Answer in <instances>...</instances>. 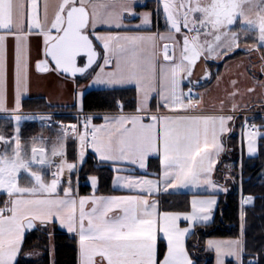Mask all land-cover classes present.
Here are the masks:
<instances>
[{
  "label": "snow or ice",
  "instance_id": "obj_1",
  "mask_svg": "<svg viewBox=\"0 0 264 264\" xmlns=\"http://www.w3.org/2000/svg\"><path fill=\"white\" fill-rule=\"evenodd\" d=\"M156 2L152 12H140L139 0H60L50 16L47 0H0V113L5 116L0 124V264H20L25 234L37 222L58 223L74 234L79 264H195L186 238L195 234V228L208 226L216 194L228 191L213 177L227 150L225 138L233 131L234 116L223 109L203 110V95L194 92L200 82L192 81L193 69L202 58L206 62L234 52L242 37L255 39L249 51L264 50V0ZM161 15L163 32L154 30V18L158 22ZM137 19L139 23H131ZM33 35L42 39L37 71L90 78L92 86L110 90L133 86L134 109L124 111L118 101L115 114L94 124V114L83 111L84 92L77 85L73 103L79 106L77 123L54 122L59 131L50 150L36 146V137L30 138L29 147L21 136L22 122H53L52 115L23 112L22 98L33 66ZM10 41L12 108L8 107ZM234 111L235 105L230 112ZM9 123L12 132L6 133ZM258 138L264 139V131L247 125L249 156L258 151ZM69 139L78 142L72 162L67 158ZM89 148L99 161L110 164L113 186L124 194H98L96 176L89 178L92 194H79L74 177ZM153 156L159 159L156 178L137 174V168L148 169ZM170 189L192 191L190 210L163 207L161 197ZM253 199L241 188L239 238L206 241L217 264H224V257L234 258L235 264H260V255L246 253L243 239L244 206Z\"/></svg>",
  "mask_w": 264,
  "mask_h": 264
},
{
  "label": "trees",
  "instance_id": "obj_2",
  "mask_svg": "<svg viewBox=\"0 0 264 264\" xmlns=\"http://www.w3.org/2000/svg\"><path fill=\"white\" fill-rule=\"evenodd\" d=\"M243 53H245L243 49H237L225 55L223 61L235 59ZM262 53H264V50L260 52V59ZM261 61L264 62L262 59ZM222 63L213 64V68L219 67L217 73L221 71ZM215 76L216 74H211L212 78L208 85L214 80ZM136 100L137 92L133 88L90 90L84 94L83 111L116 113L118 101L123 103L124 111H132ZM43 103L44 100L42 99L25 100L23 112L79 111L78 107H44L42 106ZM246 110H264V103L252 105ZM255 122L261 130H264V116L256 118ZM240 125L241 118L236 117L233 131L226 138L227 150L221 156L216 170L217 182L230 186V190L220 196L214 221L208 224L207 227H197L195 234L190 235L187 240V248L195 264H214V255L206 246L208 239L230 240L240 237L239 201L241 188L243 195H251L254 198L251 204L244 206L246 217L243 239L246 242V253L260 255V264H264V139L260 144L257 157L248 158L243 156L242 158L241 142L238 134ZM12 127L11 124L9 133L12 132ZM76 154V142L70 139L67 144L68 160L73 161ZM223 165L230 166V169L223 167ZM151 166L159 169V163L156 160L151 162ZM78 176L81 182L79 187L81 194L86 195L93 192L88 183L91 176H96L99 179L98 193H110L112 191L114 171L108 164L99 162L91 153L79 170ZM225 177L228 178L225 179ZM0 199H3V195H0ZM190 199L191 195L184 193H168L161 197L163 207L172 211L189 210ZM50 233H53V235H49ZM50 244H53L56 248L57 264H77V240L57 228H54L52 232L48 226L27 235L20 264H50ZM36 252L42 254L40 258L32 257V254H36ZM28 254L31 255V259L27 258ZM245 259L247 260L249 257L246 255Z\"/></svg>",
  "mask_w": 264,
  "mask_h": 264
},
{
  "label": "crops",
  "instance_id": "obj_3",
  "mask_svg": "<svg viewBox=\"0 0 264 264\" xmlns=\"http://www.w3.org/2000/svg\"><path fill=\"white\" fill-rule=\"evenodd\" d=\"M40 2L43 3L44 0H40ZM59 2H60V0H47V3L50 5V7H49V15L50 16L54 14L55 9H56V5ZM139 3L141 5H143V6L137 8V11H140V12H143V11L152 12L157 6L156 0H139ZM131 23L132 24L139 23V20L138 19L132 20ZM154 24L157 26L156 28H154V30H157V28H158V30L160 32H163L165 30L163 15L160 16L158 22L154 18ZM161 43L163 44L164 42H161ZM243 50L245 53H243L241 56L237 57L236 60L234 59L233 61H235V62H232V63H237V64L233 65V68H231L233 75L231 76L230 79L234 80V81H238V79H242L248 85V89H254V91H250L248 93V96L241 103L235 104V111L234 112H230L234 103L232 105H230L229 109H223V112L225 114H231L234 116V120L231 122L232 127L234 126L235 121H236V117H235L236 113H239V112L243 111V109L248 108L252 105L264 103V71H262V67H264V62H262L260 59V52L249 51L248 48L247 49L244 48ZM178 51L179 50L177 49V53H178ZM8 56H9V66H10V74H9V81H8V107L12 108L14 106V79H13V76L11 73V68H12V65L14 63V45L11 41L9 42ZM30 57H31V61H32L33 66H32L31 73H30V83H29L28 91L22 98V105L24 104L25 100L42 99V100H44V103L42 105L44 107H46V106L55 107V108L73 107L74 94H75V91L77 89V85H79V87L81 89L83 87V83L86 80H89L90 78L73 79V78H69L67 76H64L60 73H53V72L40 73L39 71H37L35 69V62L39 58H42V39L38 36H35V35H33L30 38ZM249 57H250V59H249ZM254 60L258 63L257 66L253 65V64H257L256 62H254ZM231 61H232V59H231ZM212 63H216V62L212 61V60H207L205 62L203 58L200 61H198V63L196 64V66L193 69V75H192L191 79L194 82H196V81L200 82V85L198 87L194 88V92H199L203 95V104H202L203 110L205 112H208V113H217L221 109H217L213 105H208L207 101L204 99V92H203V90L206 87L213 84L214 81L216 80V77H215L214 80L211 81V83L208 85V82H210V80H211V74H210L212 72L211 70L214 71V69H215V67L213 68ZM108 69H110V68H108ZM125 88L135 89L133 86H128ZM125 88H118V89H125ZM92 90H102V89H92ZM83 92H84V90H83ZM26 114H28V113H26ZM106 114H115V113H105V115ZM100 118H102V116L101 117H95L93 120V123L96 124V122H99ZM4 123H5V116L3 113H0V124H4ZM10 125H11V123H9L7 125V127L4 129V131L6 133H9L8 131H9ZM32 127H33L32 130L36 129V130L41 131L44 134L46 140H48V143H47V145L49 144L48 150H50L51 143L53 141H55L58 133L55 131L45 130L43 127V123L41 125H38V126L33 125ZM25 129H26L25 125L21 126V133L23 135V137H22L23 142H25L24 141L25 140L24 136L26 134ZM23 130H24V133H23ZM261 131H264V130H261ZM69 140L67 141V144H68ZM240 142H241V157L242 158H243V156H246L248 158H255L259 155L260 144L262 142L261 138H258V140H257L258 151L252 156H249L247 154L246 132H244L241 135ZM26 144L28 145V143H26ZM76 152H78V142H76ZM90 153L92 155H94L96 157V159L99 161L98 155L96 153H94V151L92 149H90L88 151L87 155H85V156L88 157V155ZM153 160H156L159 163L158 157H155V156L150 157L149 161H148V165H149L148 169L147 170H140L137 168V174L147 175L148 178H156L155 173H157L159 171V169H157V167L153 168L151 166V162ZM99 162H101V161H99ZM102 163L110 165L107 162H102ZM218 165H219V163L216 166V170H217ZM78 172H79V169L77 170L76 175L78 174ZM66 174H68V173L65 172L64 175H66ZM122 174H126V173H122ZM114 178H115V176H114ZM213 178L216 180V172H215ZM79 184L81 185V182H79ZM218 184H220L221 186H226L228 188V191L230 190V186H228L226 184H221V183H218ZM80 185H79V187H80ZM198 191L200 192L201 195H209L210 194V193L203 192V190H198ZM227 192H219L216 194L217 204L214 206V209H213V218L210 222H208V224L212 223L215 219L220 196L227 193ZM168 193H184V194H190L192 197V191L190 189H176V190L170 189ZM168 193H165V194H168ZM79 194L85 195V194H81L80 191H79ZM90 194H92V192ZM90 194H86V195H90ZM98 194H101V195H111V194L119 195V194H124V192L122 189L114 187L113 183H112V191L110 193H98ZM0 195H3V194L0 193ZM189 210H190V208H189ZM180 224H181V227L185 226L184 221H181ZM47 226L49 229L52 230V232H53L54 228H57L58 230L74 237L77 240V264H79L78 238L74 234L68 233L65 229H62L58 223H50ZM47 226H41L39 224V222H37V226L35 229L29 230L28 232H26L25 239H26L28 234H30L34 231L40 230L42 228H45ZM50 234L53 235V233H50ZM188 238L189 237L186 238V246H187ZM210 239H213V238H210ZM218 239H220V238H218ZM220 240H225V239H220ZM21 258H22V256L19 258V260ZM226 260H229V257L226 258ZM50 264H51V261H50Z\"/></svg>",
  "mask_w": 264,
  "mask_h": 264
},
{
  "label": "rangeland",
  "instance_id": "obj_4",
  "mask_svg": "<svg viewBox=\"0 0 264 264\" xmlns=\"http://www.w3.org/2000/svg\"><path fill=\"white\" fill-rule=\"evenodd\" d=\"M255 43H256L255 39H253L251 37H249L247 39H244L242 37L240 48L241 49L242 48L243 49L244 48L245 49H247V48L249 49ZM245 45H247L248 47H245ZM240 48H238V49H240ZM224 56L225 55H222V56H220L217 59H208V60L215 61L216 64L223 62L222 65H221L222 70H221V72L217 73L218 68H219L218 66L215 67L214 71L211 70L212 72L210 74H212V73L216 74V76H215L216 80L214 81L213 84H211L210 86L206 87L203 90L204 99L207 101L208 105H213L217 109H229L230 105H232L233 103H234V105L237 104V103H241L248 96V93L250 92L249 89H248V85L245 83L244 80L238 79V81H234V80L230 79L231 76L233 75L231 68H233V65H235L237 63H232V62H235V61H233L234 59H232V61L231 60L223 61ZM249 59H250V57H249ZM235 60H236V58H235ZM254 62H256V61L254 60ZM212 64H214V63H212ZM253 65L257 66L258 63L257 64H253ZM107 70H110V69H106V71ZM83 87H82L83 89L82 88L81 89H82V91L84 90V93H86L87 91H90L92 89H106L104 86H99V85L98 86H92L90 79L86 80L83 83ZM233 92H235L236 95H232ZM77 107H78V110H79V106H77ZM245 110H246V108L243 109V111H245ZM254 111H256V112H264V110H254ZM37 117H39V116H37ZM235 117H237V116L235 115ZM99 120H98L99 122H96L97 125L104 123L102 118H100ZM44 122L45 121H41L40 119L28 120V121H23L22 122L21 126L25 125V127H26V129H25L26 134L24 136V138H25L24 141H25V143H28L29 147L31 146L30 138L36 137L37 138L36 146H38V147L39 146H44L46 149H49V144L47 145L48 140H46L44 134L41 131H39V130H36V129L32 130V128H33L32 126L33 125L34 126H38V125H41ZM21 136L23 137L22 133H21ZM246 143H247V139H246ZM90 149L91 148H89L87 150L86 155H87V153H88V151ZM86 159H87V157L85 156L84 160L86 161ZM69 162H72V161H69ZM81 167L82 166H79L78 169L80 170ZM109 167H111V166L109 165ZM67 176H68V174L65 175V177H67ZM76 178H78V183H79L80 180H79L78 174L76 175V177H74V179H76ZM88 183L91 186L90 179L88 180ZM213 239L214 240H220L218 238H213ZM208 250H210V249H208ZM210 251L214 255V261H215L214 264H217V255H216L215 251L214 250H210ZM41 255L42 254L40 252H36V254H32V257L33 258H40ZM49 256L51 257V264H57L56 263V248H55V246L53 244L49 245ZM226 258H228V257H224V264H235L234 258L229 257V260H226Z\"/></svg>",
  "mask_w": 264,
  "mask_h": 264
},
{
  "label": "built area",
  "instance_id": "obj_5",
  "mask_svg": "<svg viewBox=\"0 0 264 264\" xmlns=\"http://www.w3.org/2000/svg\"><path fill=\"white\" fill-rule=\"evenodd\" d=\"M85 112V111H84ZM89 114H94L95 117H101L105 115V113L101 112H86ZM29 115L41 116V115H52L53 122L45 121L43 123V127L47 131H55L58 133L59 129L56 125V121H59L63 124L70 125L73 123H77L75 117L78 114V111L75 112H63V111H48V112H32L28 113ZM236 116L241 118V125L239 129V136L247 131V125H255L257 126L255 119L261 116H264V112H256L254 110H245L239 113H236ZM245 120H247V125L245 124Z\"/></svg>",
  "mask_w": 264,
  "mask_h": 264
},
{
  "label": "water",
  "instance_id": "obj_6",
  "mask_svg": "<svg viewBox=\"0 0 264 264\" xmlns=\"http://www.w3.org/2000/svg\"><path fill=\"white\" fill-rule=\"evenodd\" d=\"M98 50H100V49H98ZM80 60H84L85 58H83V57H81V58H79ZM69 78H71V77H69ZM84 78H86V77H76L75 79H84Z\"/></svg>",
  "mask_w": 264,
  "mask_h": 264
},
{
  "label": "flooded vegetation",
  "instance_id": "obj_7",
  "mask_svg": "<svg viewBox=\"0 0 264 264\" xmlns=\"http://www.w3.org/2000/svg\"><path fill=\"white\" fill-rule=\"evenodd\" d=\"M25 113V112H24Z\"/></svg>",
  "mask_w": 264,
  "mask_h": 264
}]
</instances>
